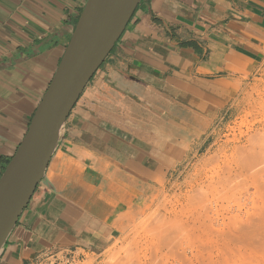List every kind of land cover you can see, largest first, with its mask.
<instances>
[{"label":"crops","instance_id":"1","mask_svg":"<svg viewBox=\"0 0 264 264\" xmlns=\"http://www.w3.org/2000/svg\"><path fill=\"white\" fill-rule=\"evenodd\" d=\"M86 1L0 0V179ZM262 65L264 0H141L67 119L0 264H37L54 250L87 256L108 249L115 229L103 216L113 207L98 200L99 172L154 165L156 152L147 147L160 149L162 133L178 137V125L189 117L179 100L202 101L208 110L211 87L234 97L231 87Z\"/></svg>","mask_w":264,"mask_h":264},{"label":"rangeland","instance_id":"2","mask_svg":"<svg viewBox=\"0 0 264 264\" xmlns=\"http://www.w3.org/2000/svg\"><path fill=\"white\" fill-rule=\"evenodd\" d=\"M231 89L223 98L211 87L208 110L179 100L189 117L178 137L147 147L154 165L99 172L98 200L113 207L108 249L54 250L37 264H264V65Z\"/></svg>","mask_w":264,"mask_h":264},{"label":"water","instance_id":"3","mask_svg":"<svg viewBox=\"0 0 264 264\" xmlns=\"http://www.w3.org/2000/svg\"><path fill=\"white\" fill-rule=\"evenodd\" d=\"M140 1H86L60 65L0 179V255L45 177L73 108L122 37Z\"/></svg>","mask_w":264,"mask_h":264},{"label":"bare ground","instance_id":"4","mask_svg":"<svg viewBox=\"0 0 264 264\" xmlns=\"http://www.w3.org/2000/svg\"><path fill=\"white\" fill-rule=\"evenodd\" d=\"M116 144V143H115ZM51 163V162H50ZM116 166V165H115ZM69 167H71V166H69ZM68 167V168H69ZM69 171V170H68ZM67 171V172H68ZM80 171V170H79ZM82 172V171H81ZM83 178V177H82ZM110 185L111 186H109V188L111 189V192H113V195H116L117 193H116V191L113 189V186L112 185H114L113 183H110ZM103 193V192H102ZM106 194V193H105ZM100 196V195H99ZM100 202V201H99ZM99 202H96L95 204H99ZM94 203L93 202H91L88 206H91V205H93ZM103 205V204H102ZM107 206V205H106ZM100 207V206H99ZM97 209H98V207H97Z\"/></svg>","mask_w":264,"mask_h":264},{"label":"trees","instance_id":"5","mask_svg":"<svg viewBox=\"0 0 264 264\" xmlns=\"http://www.w3.org/2000/svg\"><path fill=\"white\" fill-rule=\"evenodd\" d=\"M9 163V162H8ZM8 163L6 164L5 168L7 167Z\"/></svg>","mask_w":264,"mask_h":264}]
</instances>
